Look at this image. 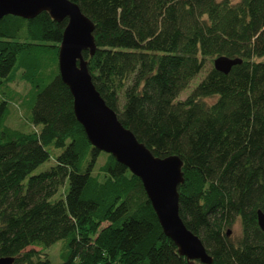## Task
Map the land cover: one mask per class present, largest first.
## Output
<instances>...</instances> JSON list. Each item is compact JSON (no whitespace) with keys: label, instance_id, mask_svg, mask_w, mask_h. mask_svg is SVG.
Returning a JSON list of instances; mask_svg holds the SVG:
<instances>
[{"label":"trees","instance_id":"trees-1","mask_svg":"<svg viewBox=\"0 0 264 264\" xmlns=\"http://www.w3.org/2000/svg\"><path fill=\"white\" fill-rule=\"evenodd\" d=\"M71 1L94 24L95 54L83 56L107 106L156 157L183 161L179 215L210 264H264V0ZM66 25L47 12L0 20V257L53 264L27 248L62 241L61 264H190L141 180L77 122L58 71ZM218 56L242 63L177 100ZM18 74L24 96L9 87ZM14 97L32 130L8 124Z\"/></svg>","mask_w":264,"mask_h":264},{"label":"water","instance_id":"water-1","mask_svg":"<svg viewBox=\"0 0 264 264\" xmlns=\"http://www.w3.org/2000/svg\"><path fill=\"white\" fill-rule=\"evenodd\" d=\"M47 12L57 22L67 19L58 50V71L73 97V110L90 144L100 152L112 155L138 177L165 236L170 238L190 264H210L200 238L191 232L179 215L178 188L184 182L183 161L177 155L156 157L135 134L118 119L96 90L83 56L96 51L94 24L71 0H0V20L12 15L33 19ZM240 58L218 56L213 68L223 74L241 64ZM257 221L264 231V213L257 211ZM231 235V231H227ZM13 257H0V264H13Z\"/></svg>","mask_w":264,"mask_h":264},{"label":"rangeland","instance_id":"rangeland-1","mask_svg":"<svg viewBox=\"0 0 264 264\" xmlns=\"http://www.w3.org/2000/svg\"><path fill=\"white\" fill-rule=\"evenodd\" d=\"M219 1H221V0H219ZM231 1L235 3L238 0H231ZM213 60H211V59L205 60L204 67L201 70V72L190 82L188 87L186 89H184L179 94L177 100L182 101L190 94V92L193 90V88L213 68ZM9 87H10V90H12V92H14L15 94H19L20 96H24L25 94H27V92L29 90V85L27 83H25L23 80H21L19 74L17 75L15 81L9 85ZM215 99L216 98L209 99V100H207V102L212 103L215 101ZM10 110H11V114L8 118V124L10 126L17 127V128L24 129V130H32V127L30 126V124L27 121L26 114H25L23 108L21 107V98L14 97L10 101ZM60 152H61V150L57 151V150L52 149L53 156H55L56 154H58ZM53 164H54V160L52 158L49 162L41 165L38 169H36L35 173L41 172ZM60 193H61V191L59 192V194ZM227 230L231 231L230 237L233 240L239 238L241 236L240 221L236 220L231 227L226 228V231ZM27 250H35V251L42 252L41 256L47 257L53 264H61L62 263V259H61V252L63 250V242L62 241L56 242L55 244L51 245L50 247L44 249L43 251H41L40 247H36V246H30L27 248Z\"/></svg>","mask_w":264,"mask_h":264}]
</instances>
